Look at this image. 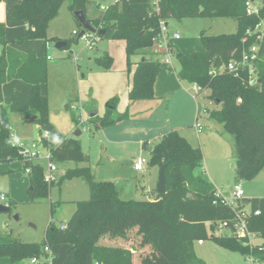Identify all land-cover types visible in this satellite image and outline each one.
Wrapping results in <instances>:
<instances>
[{"label":"trees","instance_id":"obj_1","mask_svg":"<svg viewBox=\"0 0 264 264\" xmlns=\"http://www.w3.org/2000/svg\"><path fill=\"white\" fill-rule=\"evenodd\" d=\"M86 1L18 0L11 18L24 22L27 33L14 42H44L48 23L57 15L62 3L66 2L73 14L76 10L85 12ZM246 1L120 0L104 7L95 20L88 21L97 30L105 31L102 38L125 42L127 70L130 72L132 65L135 66L127 91L128 101L132 103L154 98V84L162 70V63L142 51L152 46L161 20L219 16L236 19V33H202L204 51L176 53L180 65L177 77L197 84L200 87L197 95L208 89L209 97L221 105L210 116L221 122L224 131L233 135L238 177L248 180L264 166V45L256 63L260 80L256 86H249L244 78L234 77L223 70L210 74L212 68L221 69L232 58H240L243 49L255 41L254 37H248L245 42L242 40L246 30L253 28L260 16H264V0H261L258 16L246 13ZM4 34L5 24L0 23V84L20 79L31 85L25 121L36 123L40 136L48 133V137H43L42 144L50 152L49 161L84 164L68 169L62 177L70 180L76 175L83 176L89 186L90 198L73 202L75 209L65 228L54 226L50 221L45 229L43 244L21 242L0 235V258L17 263L38 255L41 245L48 258L45 246L65 242L69 248L63 264H93L95 260L104 264H205L194 253V241L207 239L206 224L230 219L233 210L215 197L217 190L212 183L195 175L194 171L202 165L201 149L193 147L177 131H169L149 151L152 160L159 166L166 164L167 192L156 196L153 201L123 200L112 181L96 178L89 166V155L82 150L80 140L59 132L51 123L48 97L40 89L48 77L47 58L37 56L34 51L24 53L15 49ZM137 54L142 56L141 60L131 62L130 57ZM106 56L100 60L108 69L112 59ZM117 103V97L111 98L107 106L112 105L113 108L106 106L104 116L91 120L97 126L106 127L127 118V112L118 116L109 114L115 110ZM72 121L78 122L75 117ZM9 134L7 110L0 106V162L17 161L31 168L28 173L29 197L36 201L41 193L46 195L51 186L48 188L44 184L40 164L24 160ZM12 203L13 200H10L6 213ZM249 206L252 212L260 211L259 215L252 214L249 218V229L264 240V198H252ZM50 211L51 214L54 211L53 203L50 204ZM213 240L223 248L245 255L249 250L245 240L235 237L230 236V241H226L216 236ZM141 249L147 252L135 255ZM253 250L257 257L264 259V243L254 246Z\"/></svg>","mask_w":264,"mask_h":264},{"label":"rangeland","instance_id":"obj_2","mask_svg":"<svg viewBox=\"0 0 264 264\" xmlns=\"http://www.w3.org/2000/svg\"><path fill=\"white\" fill-rule=\"evenodd\" d=\"M117 1L120 0H87L84 14L88 20H95L104 11V7ZM12 2L13 0L0 1V23L5 24L4 36L13 46L16 44L15 39L27 33V26L11 19L9 9ZM255 3L261 4L262 1L255 0ZM166 23L168 41L175 53L182 54L204 51L202 33L221 35L237 32V21L232 17L171 18L166 20ZM79 29L81 28L77 20L64 2L57 15L49 21L44 42L29 43L34 45L41 56L47 58L48 77L40 89L48 97L49 119L59 132L80 140L82 150L90 156L89 166L91 171L97 173L96 178L99 176L101 179L114 180L115 177L129 179L144 175L145 183H149L151 188H146L144 184L143 190L147 194L146 190L152 189L151 196H157L155 187L160 166L152 160L148 147H154L167 132L175 130L193 147H199L202 151V165L194 171L195 175L212 183L217 192L225 198H230L234 184L242 185L244 199L238 202V209L249 210V201L252 198H264V166L248 180L238 177L235 140L231 133L224 131L220 121L210 116L212 111L221 106L209 97L210 91L205 89L196 95L193 84L182 80L181 90L184 95L179 94L176 86L180 65L176 54L170 57L171 65L162 64L161 73L154 85L155 97L150 99V105L144 112L134 118H123L107 127L97 126L88 113L91 110L98 111L92 119L104 116L107 102L113 97H117L118 103L115 110L109 114L118 116L124 113L127 104V81H131L134 64L129 72L123 40L98 37L89 45L90 39L78 38L74 33ZM174 34H178L179 39H174ZM59 40L68 41L69 45L57 48L55 44ZM155 47L156 45L152 44L142 53L149 54L153 50L155 55L152 57L150 53V57L162 61L167 54L162 49L160 52L155 51ZM105 56L112 59L108 69L100 60ZM141 58L142 56L137 54L132 55L130 60L135 63ZM262 59L264 61V56ZM13 88L16 87L1 89V94L12 102L9 110L7 109L11 113L10 132H14L11 142L30 151L33 142L40 136L39 130L36 123L23 121V114L18 111L23 98L19 97L25 95V90L18 89L20 93L14 102L11 97L14 94ZM24 97L27 103V94ZM72 117L78 122H73ZM196 122L200 125V133L193 127ZM166 125H171V128L165 133L162 127ZM76 130H80L79 136L74 135ZM147 140L152 142V146L144 144ZM35 150L40 155L37 162L45 175L49 170L46 151L41 146ZM101 153L107 162L98 163ZM140 157L145 158V164L142 170L136 172L133 165ZM83 165L74 161L55 162V181H44L48 188L51 186L50 190L46 195L41 193L40 198L32 201L29 197V177L24 164L17 161L0 162V191L7 194L9 202L13 200L8 213L0 212V235L26 243H45V229L48 223L51 221L54 226L66 223L75 209L73 202L90 198L89 186L83 176L76 175L70 180L62 177L68 169ZM168 182L170 184V178ZM51 203L54 209L52 214ZM6 206L8 207L9 203ZM219 222L220 220H215L206 224L208 238L204 239L203 244L194 241L195 255L205 264H247L245 254L215 243L213 238L216 236L226 241H230V236L234 237L230 231L219 229ZM253 242L251 245L245 244L249 248L247 255L255 259V264H264V259L253 253L254 246L261 245L264 240L254 238ZM42 247L43 245L41 252L34 256L37 258L36 262L32 261L31 256L17 263H12L8 258H0V264H63L67 259L68 243L50 245L48 258L44 255ZM145 249L136 251L135 255L147 252Z\"/></svg>","mask_w":264,"mask_h":264},{"label":"built area","instance_id":"obj_3","mask_svg":"<svg viewBox=\"0 0 264 264\" xmlns=\"http://www.w3.org/2000/svg\"><path fill=\"white\" fill-rule=\"evenodd\" d=\"M156 5V3H155ZM246 13L248 15H260L261 4L255 3V0H247L246 1ZM167 23L164 20L159 22V30L157 34L153 37V45L155 51H160L162 49L163 52H166L167 56L161 61L163 65H171V56L175 55V49L172 44L168 41L169 35L167 32ZM80 30L75 31V34H79ZM99 36L97 34L91 33L89 31H85L84 34L80 37L85 40L90 39L88 41L89 45H92L93 40H97ZM174 39H179L178 34H174L172 36ZM248 37H254L255 41L249 45L246 49H243L240 58H232L229 60L221 69L212 68L210 70V74H216L218 71L223 70V72L232 74L234 77H242L245 82L249 86H256L260 83L259 73L256 66V63L260 60V51L262 46L264 45V16H260V20L255 24L253 28H248L246 30V35L243 38V42L247 40ZM193 88L197 93L200 90V87L197 84H193ZM240 101V99H238ZM195 127L200 131V125L198 122L195 123ZM10 137H14L13 133L10 132ZM43 137H48V133L44 132L35 140L32 144V150L28 151L22 146H18L19 154L24 160L37 161L40 157L39 153L35 150L38 146L43 147L46 151L47 159L49 162V170L48 173L44 175V181L51 183L55 181V176L53 172L56 170V166L54 162L49 161L50 152L45 148L42 144ZM146 145H150V141L145 142ZM145 164V158L140 157L136 160L133 167L135 170H141L143 165ZM26 172H31V168L29 166L25 167ZM215 197L220 200L223 204L230 206L233 210V217L230 219L223 220L219 222L218 228L225 229L231 232V234L237 238L238 240H245V242L249 245L254 244L253 239L258 238L257 234L249 229V218L251 215H259L260 211L252 212L250 209H238V202L244 199V190L240 183L234 184L230 198H225L220 195L217 191L215 192ZM9 203L7 194L0 191V205L6 206ZM60 228H65L66 224H60ZM199 244H202L204 240H198ZM44 251L49 252L50 248L48 246L44 247ZM247 264H255V259L252 256L246 255ZM33 262L37 261L36 257H33ZM93 264H104L102 261L95 260Z\"/></svg>","mask_w":264,"mask_h":264},{"label":"crops","instance_id":"obj_4","mask_svg":"<svg viewBox=\"0 0 264 264\" xmlns=\"http://www.w3.org/2000/svg\"><path fill=\"white\" fill-rule=\"evenodd\" d=\"M3 1V0H2ZM5 1V0H4ZM18 3V0H13V2L11 3V8L9 9V14L11 12L12 14V9L14 7V5ZM12 19V18H11ZM0 21H1V18H0ZM14 21V20H13ZM20 22V21H18ZM24 23V22H23ZM13 47L21 52H29V51H34V53L39 56V57H42L40 55L39 52H37V50L35 49L34 45L32 43H29V42H22V43H16V44H13ZM155 50V49H154ZM160 52V51H159ZM152 53V57L155 55V53L153 52V50L150 52ZM150 53L148 54V57H150ZM151 58V57H150ZM154 59V58H153ZM157 60V59H156ZM135 68V66H134ZM134 70V69H133ZM161 73V72H160ZM132 75V73H131ZM160 75V74H159ZM158 75V76H159ZM182 80H180L179 78H177V88L179 89V94H181V96L184 95V93L182 92L181 90V85L182 83L180 82ZM131 82V81H130ZM130 82L127 81V86H126V97H127V91H128V88L130 86ZM20 79H13L9 82H6V83H3V84H0V106L1 107H5L6 110L11 107V104L12 102L10 100H8L6 97H4L2 94H1V89H4V90H7L8 88L10 87H16V88H13L14 89V94L13 96H11L14 100V102H16L17 100V94L20 93V91H18V89H24V94L26 95L27 94V103H25V95H22L19 97V99L21 97H23L21 100H22V105L21 107L18 109V111L23 114V118H24V113L29 109V96H30V91H31V85L26 83ZM24 85V86H23ZM26 85V88H24ZM43 85V84H42ZM41 85V86H42ZM155 85V84H154ZM40 86V88H41ZM172 92V90H171ZM42 93V92H41ZM43 94V93H42ZM44 95V94H43ZM155 97V96H154ZM110 100V99H109ZM108 100V101H109ZM150 99L148 100H137V101H134L132 103H129L128 101V97L126 98V101H127V104H126V109L124 111L127 112L128 114V117H136L138 116L140 113L144 112V110H146L149 105H150V102L151 100L149 101ZM107 106V105H106ZM93 111V110H91ZM98 112V111H97ZM122 113V114H124ZM7 114H8V118H9V115L11 113H9V111H7ZM98 114V113H97ZM148 118V117H146ZM23 121H25V119H23ZM25 122H30V121H25ZM38 127V125H37ZM99 127H102V126H99ZM107 127V126H106ZM193 127L196 129L197 133H200V131H198V129L195 127V124L193 125ZM169 128H171V125H166L164 127H162V131L163 132H167L169 130ZM39 130V128H38ZM13 135H14V132H12ZM168 133V132H167ZM149 141V140H147ZM146 142V141H145ZM144 142V144H145ZM146 145V144H145ZM144 145V146H145ZM148 146H152V142L150 145ZM150 148L151 147H148V151H150ZM89 155V154H88ZM89 162H90V156H89ZM104 162H107V159L104 158L102 156V153L100 154V158L98 160V163H104ZM144 166V165H143ZM134 169V167H133ZM143 169V168H142ZM141 169V170H142ZM134 171L138 172L140 170H135ZM93 172V170H92ZM95 174V176L97 175V173L94 171L93 172ZM97 179H100V180H107V181H112L115 185H116V188L119 192V195L120 197L123 199V200H130V199H134V200H148V201H153L156 199V196H151V190H146L148 193L146 194L145 191L143 190L144 189V184L146 185V188H151V185L149 183H145V176L144 175H141L139 176L138 178H134V177H130L129 179L126 178V177H115L114 180H110V179H101L99 176ZM158 180V179H157ZM138 191V193H137ZM155 192H156V187H155ZM155 194V193H154ZM157 195V194H156ZM158 196V195H157ZM63 224V223H62ZM60 226V225H59ZM203 244V243H202Z\"/></svg>","mask_w":264,"mask_h":264},{"label":"water","instance_id":"obj_5","mask_svg":"<svg viewBox=\"0 0 264 264\" xmlns=\"http://www.w3.org/2000/svg\"><path fill=\"white\" fill-rule=\"evenodd\" d=\"M73 15L76 17L77 19V22H78V26L81 28L80 29V32L78 34V38H80L84 32L87 30L91 33H94V34H97L99 37H101L103 34H104V30L103 29H99L97 30L89 21L88 19L86 18L84 12L82 10H76ZM55 46L57 48H62V47H65L66 46V41H63V40H59L56 42ZM109 108H113L112 105L111 106H107ZM97 115V111L96 110H93V111H90L88 113V116L89 118H93L94 116ZM36 116H32V118H35ZM81 134L80 130H76L74 132V135L75 136H79ZM234 166V164H233ZM165 167H166V164H162L160 166V169H159V175H158V180H157V183H156V194L157 195H163L167 192V187H166V184H167V178H166V174H165ZM7 206H4V205H0V212H6L7 211Z\"/></svg>","mask_w":264,"mask_h":264}]
</instances>
